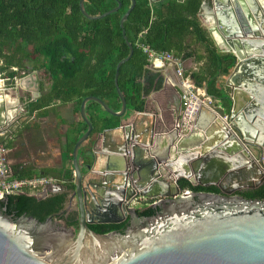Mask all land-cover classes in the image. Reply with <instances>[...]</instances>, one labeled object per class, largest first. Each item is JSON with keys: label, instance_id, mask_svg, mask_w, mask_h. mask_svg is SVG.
I'll list each match as a JSON object with an SVG mask.
<instances>
[{"label": "water", "instance_id": "1", "mask_svg": "<svg viewBox=\"0 0 264 264\" xmlns=\"http://www.w3.org/2000/svg\"><path fill=\"white\" fill-rule=\"evenodd\" d=\"M116 4L99 16L86 13L84 0L79 1V9L88 20H97L119 11L122 5L118 0ZM135 4L131 0L120 20L121 28ZM204 9L211 11L216 24L207 27L214 46L236 58L228 76L232 105L227 119L214 104L204 102L192 129L181 134L176 123L184 90L177 86L170 103L172 129L161 122L163 129L158 132L157 117L138 112L150 119L146 130L140 134L133 123L120 121L118 127L97 134L84 155L83 173L79 150L94 132L85 111L87 103H97L116 118L127 112L118 76L120 67L132 57L133 47L122 30L129 54L117 63L114 73L119 111L92 96L80 105L87 129L72 150L74 190L66 196L68 203L76 201L77 209L62 213L43 208L27 196L0 193V264H264V200L239 195L264 183V0H203L201 16ZM214 32L226 49L219 47ZM27 80L32 82L34 102L41 96L44 82L37 72H31L18 83ZM203 92L207 96L205 89ZM3 101L0 99V145L24 124L17 105L6 106ZM203 111L210 119L201 125ZM112 130L124 136L105 149L102 163L96 146ZM96 165L100 167L97 175ZM180 179L192 186L216 187L218 193L187 197L178 184ZM68 191L65 184L53 185L38 200ZM135 198L161 202L127 209V202Z\"/></svg>", "mask_w": 264, "mask_h": 264}, {"label": "trees", "instance_id": "2", "mask_svg": "<svg viewBox=\"0 0 264 264\" xmlns=\"http://www.w3.org/2000/svg\"><path fill=\"white\" fill-rule=\"evenodd\" d=\"M80 0H0V73L5 79L16 78L17 70L44 69L48 75V90L35 103L32 111L48 106L53 101L73 103L80 107L86 97H96L113 111H119L121 104L114 85V73L119 61L129 54L123 39L133 47V55L119 70L118 86L127 104V114L147 112L146 97L153 92H163L171 100L172 94L165 90L164 77L151 70L147 57L139 45H146L155 52H169L179 58L183 76L189 77L194 87L205 89L213 101L218 102L223 113L229 114L232 101L220 81L233 70L236 58L220 52L214 46L203 27L204 17L200 14L203 0H135L136 4L123 28L119 23L128 10L131 0H118L122 7L116 13L97 20H88L79 9ZM116 0H84L85 11L90 16L102 15L116 7ZM192 43L200 44L204 53L192 50ZM86 114L96 129L116 128L125 119L108 115L95 102L87 103ZM101 111L102 117L98 115ZM159 109L153 112L157 117V131L163 129ZM109 119H104V117ZM163 123V122H162ZM85 126V125H84ZM86 127V126H85ZM10 148L9 145H5ZM72 149L69 152L72 158ZM16 178H29L38 174L15 167ZM50 174L45 171L43 175ZM68 190L70 177L59 172ZM179 186L192 193H218L216 187L192 186L180 179ZM239 195L246 200H264V183L255 189ZM27 196L46 209L63 212L67 194L52 195L38 200Z\"/></svg>", "mask_w": 264, "mask_h": 264}, {"label": "crops", "instance_id": "3", "mask_svg": "<svg viewBox=\"0 0 264 264\" xmlns=\"http://www.w3.org/2000/svg\"><path fill=\"white\" fill-rule=\"evenodd\" d=\"M205 27L207 29L208 25L206 24ZM150 68L152 71L160 73L165 78V90L169 91L172 96H174L173 89L177 88V86H181V83L175 76L173 66L167 63L157 62L153 63ZM37 77L44 82L42 87L48 89L50 81L47 75L43 73V70L37 72ZM19 79H21V77L14 78L12 80L13 82L11 81V86H5V82L9 81L8 79L0 80V99L4 100L3 102H5L6 106L17 105V115H19L18 113L21 111V113L24 114V117L20 118L24 124L18 130L19 132H16L13 138L6 143L7 145L10 144V148L7 149L9 150L8 159L11 170H14L15 167H20L21 169H26L38 174L37 176H42L45 171H50V174L44 176L59 178H61L59 176V172H61L67 174L69 177L72 175V178L70 177L67 183L73 184L72 179L74 170L69 152L71 149L73 150L76 141L87 129L80 117V107L77 108L74 102L61 103L57 100L53 101L48 106L32 111L30 107L31 104L35 103L41 96L36 101L31 102L32 97L27 94V92L31 93L30 89L26 90L23 87V83H18ZM220 81L230 97L231 88L227 85L229 81L228 76L222 77ZM12 83H14V85H12ZM24 90H26V92H24ZM170 103L171 100L166 98V94L163 92H153L146 97L147 113L149 115H155L153 110L157 107L164 126L172 129L174 117L170 110ZM212 104H214L215 110L218 111L220 115H226L223 113L222 107L218 105V102L213 101ZM100 112L101 111H98V115L102 117L103 115H101ZM137 113L138 112H131L127 114L124 117L125 119L121 122L125 125L133 123L137 132L142 134V132L146 130V127H148L150 119L140 116ZM26 115L30 116L29 119ZM104 119L109 118L105 116ZM209 119L210 114L207 111H203L199 123L201 125L206 124ZM96 125L97 130H94L92 138L85 142L79 150L78 161L83 173L86 172L85 153L91 148L92 141L96 139L97 134L105 130L101 129L102 122ZM17 134L21 136L20 145L14 143V138ZM123 136V132L119 130H112L106 132L105 136H101L95 150L97 159L103 163V159L101 160V158L103 154H106L105 149L110 148L114 141L119 140ZM95 169L96 172L94 174L97 175V171L100 170V167L96 165ZM71 192L72 190H69L66 193L67 197H70ZM64 207L65 210H63V212L65 213L66 211L67 213L73 211L76 207V201L72 200L68 203L66 200Z\"/></svg>", "mask_w": 264, "mask_h": 264}, {"label": "built area", "instance_id": "4", "mask_svg": "<svg viewBox=\"0 0 264 264\" xmlns=\"http://www.w3.org/2000/svg\"><path fill=\"white\" fill-rule=\"evenodd\" d=\"M142 53L147 57L150 65L153 63H167L174 68L175 76L180 80L184 89L182 96V109L180 112V120L176 123V127L180 129L181 134L188 133L193 127V121L198 111L200 103L207 102L213 105V100L204 95L203 90L196 89L189 77L183 76V67L181 60L176 58L169 52H155L146 45H139ZM1 66V61H0ZM1 75V74H0ZM227 119V116H223ZM9 150L5 145H0V193L12 195H28L32 197H40L48 191L53 185H64L65 181L61 178L51 176H33L29 178H16L12 176V170L8 159ZM187 197L193 194L190 190L183 191ZM183 192L181 195H183ZM161 199L135 198L127 202V209L140 208L156 205Z\"/></svg>", "mask_w": 264, "mask_h": 264}, {"label": "rangeland", "instance_id": "5", "mask_svg": "<svg viewBox=\"0 0 264 264\" xmlns=\"http://www.w3.org/2000/svg\"><path fill=\"white\" fill-rule=\"evenodd\" d=\"M205 25H206V24H205ZM205 25H204V23H203V27H204L205 30L207 31ZM192 50L198 52L199 54H203V53H204L203 48L200 46V44L192 43ZM26 69L32 71L30 66H27ZM37 70H39V69H37ZM41 70H43V69H40L39 71H41ZM34 71H36V70H34ZM43 72H44V71H43ZM16 73H17V76H16L17 78L22 76V71H21V70H16ZM0 74H1V73H0ZM4 76H6L5 73H4V74H1V75H0V80L5 79ZM47 78H48V77H47ZM11 81H12V80H10V81H8V82H5V83H6L5 86H11ZM12 82H13V81H12ZM12 85H14V84L12 83ZM12 88H14V87H12ZM195 88H196V87H195ZM196 89H197V88H196ZM200 90H201V89H200ZM14 91H15V90H14ZM20 137H21V136L17 134V135L15 136V138H14V139H15V140H14V141H15L14 143L20 145V144H21V140H20L21 138H20ZM55 178H59V177H55ZM141 207H144V206H141ZM75 209H76V207H75ZM75 209H74V210H75ZM66 213H67V212H66Z\"/></svg>", "mask_w": 264, "mask_h": 264}, {"label": "bare ground", "instance_id": "6", "mask_svg": "<svg viewBox=\"0 0 264 264\" xmlns=\"http://www.w3.org/2000/svg\"><path fill=\"white\" fill-rule=\"evenodd\" d=\"M204 20H205V24L208 25V27H212V26H215V21H214V18L212 16V13L211 11L207 10V9H204ZM211 29V28H210ZM220 35H218L216 32L213 33V37L214 39L216 40L217 44L219 45V47L221 49H226V45L224 43V41H222L221 37H219ZM202 105H205V104H202L200 103L199 106H202Z\"/></svg>", "mask_w": 264, "mask_h": 264}, {"label": "flooded vegetation", "instance_id": "7", "mask_svg": "<svg viewBox=\"0 0 264 264\" xmlns=\"http://www.w3.org/2000/svg\"><path fill=\"white\" fill-rule=\"evenodd\" d=\"M11 70L12 71H16L17 69L16 68H11ZM40 70V69H39ZM39 70H36V71H34V70H32V71H30V70H27V69H25V70H22V76H21V78H23V77H25L28 73H31V72H38ZM43 71H44V69H43ZM43 73H45V71L43 72ZM45 75H47V77H48V74H46L45 73ZM9 80V79H8ZM14 84V83H13ZM23 87L27 90H31V88L33 87L32 86V82L30 81V80H27V81H23ZM26 90H24V92H26ZM48 89L46 88H43L42 87V89H41V96L47 91ZM27 94L30 96V97H32V94L30 93V92H27ZM232 188V187H231ZM227 189H230V188H227ZM246 190H250V189H245V190H242L241 191V193H243V192H245ZM157 204H160V202L159 203H157ZM65 207H63V210H65L64 209ZM67 212V211H66Z\"/></svg>", "mask_w": 264, "mask_h": 264}]
</instances>
